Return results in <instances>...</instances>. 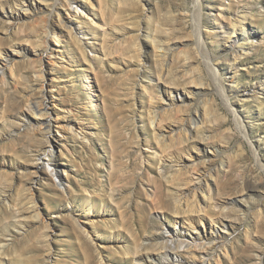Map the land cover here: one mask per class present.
<instances>
[{
  "label": "rangeland",
  "instance_id": "rangeland-1",
  "mask_svg": "<svg viewBox=\"0 0 264 264\" xmlns=\"http://www.w3.org/2000/svg\"><path fill=\"white\" fill-rule=\"evenodd\" d=\"M78 1L89 14L84 6L72 16L67 0H34L27 12L21 0H0V15H27L0 19V50L15 58L0 62V264H140L133 257L143 252L154 256L146 264H208L204 250L171 242V229L182 231L184 245L195 236L199 216L224 235L217 250L222 241L228 247L211 264H264V0ZM76 2L68 1L74 10ZM52 8L81 30L83 62L67 36L52 41ZM234 18L241 20L232 34ZM42 50L43 78L34 54ZM83 68L95 82L92 108ZM154 83L160 92L150 102ZM169 90L184 99L168 104L161 98ZM42 93L49 114L39 117L28 98ZM189 116L196 125L186 142ZM48 119L50 128L34 123ZM64 120L78 134L57 126ZM54 135L62 142L51 153ZM209 174L212 199L196 210L179 204V193ZM34 203L48 226L30 211ZM160 232L164 238L149 243ZM164 252L179 260L159 258Z\"/></svg>",
  "mask_w": 264,
  "mask_h": 264
},
{
  "label": "bare ground",
  "instance_id": "bare-ground-1",
  "mask_svg": "<svg viewBox=\"0 0 264 264\" xmlns=\"http://www.w3.org/2000/svg\"><path fill=\"white\" fill-rule=\"evenodd\" d=\"M19 1L20 0H18V2ZM21 1H23V3H25V6H22V9L25 10V12H27L26 10H32V9L36 8V6H35L36 4L34 3V0H21ZM68 1H70V0H67V4H68L67 10H69V12L71 13L72 16L73 15L76 16L78 14L79 11L77 10V8H83L85 6L84 9L87 11V14H89L88 11H91L92 10L91 9L92 7L89 8L86 5L85 2H82V1L80 2L78 0H75V2L76 1L77 2H76V5H75L76 8L74 10L73 8L70 7V5H69L70 2L68 3ZM85 1H87V0H85ZM197 4H198V6L200 8V6H201L200 1L197 2ZM199 8H198V10H199V14L198 15L201 14V12H200L201 11V8L200 9ZM47 10L49 11V13H52L53 19H54V21L56 23V24H50L48 26V28H49V35H51L52 41L54 40L55 43H56L58 41V38H60V37H62L64 35L67 36L70 40L74 41L75 44L78 47L81 48L79 50L83 54V57H82L83 60H82V62L84 60H86V59H84L86 57L85 51H84V49L82 48V45H81V43H82L81 41L82 40L80 38H78V32H81V30L77 31L76 28H75L76 26H74V24H72V21L69 20V19L64 18L63 15H62V13L59 10H54L53 8L52 9H47ZM28 16H30V15H28ZM25 17H27L26 14H20V13L13 14L12 12H8V11H5V10H2L1 15H0V19L6 18V19H8L10 21H13V22L16 21V20L24 19ZM199 17H201V16H199ZM242 18H245V17H242ZM240 20H239V18L238 19L237 18L236 19L234 18V20H231L230 21L231 29L233 31L232 34H234V31L236 30L235 27H238V25L240 23ZM199 26H201V25L199 24ZM13 28H15V27H13V25H9L8 28H7V30L8 29L9 30H13ZM200 28L202 29V27H198V31H197L198 32V35H199L198 36L199 40H201L200 39V35H202L201 34L202 32H201V29ZM16 34L19 35V33H16ZM245 35L246 34H244V36L242 37L243 40H247L248 39V37L245 36ZM201 38H202V36H201ZM202 40H203V38H202ZM202 40H201V42H202ZM237 40H239V38L233 39L232 42L233 43L238 42ZM202 44H204V43L202 42ZM45 45H47L46 48L47 47H48V49L50 48V53L48 54L49 56H47V57L50 60L49 62L52 63V66H53L55 61L51 58V56H52V53H53L52 50H54L56 48L51 43H50V45L49 44H45ZM14 48H15L16 52H18L19 50H23L25 52V46H23L22 44H20L17 41L14 42ZM46 48L44 50H46ZM0 53H3L4 54V56L2 58L0 57V62L3 63L2 65H4V66H8L9 63L15 59L14 57L10 56V54L7 53V52H4V51H1L0 50ZM44 53H45V51L43 52V50L42 51H36V52H34V54L36 55L35 58L38 59V67H35V72L37 73V76L38 77H41V78L45 77L44 76V72H43V67H42L43 66L42 65V60H43V54ZM240 54L241 53H238V52L234 53V55H233L234 57L233 58H237ZM4 66H2V69L0 71V74L2 75V78L4 76ZM11 66H13V65H11ZM82 71L84 72V79H83V84L82 85H84L86 91L88 92V96H87L88 98H87V101H86V105H88V108H92L94 105L97 104V99L94 98V95H95V93H94V84H95V82L88 75L87 71H90L88 68H86V70L83 68ZM160 77L161 76L159 75L158 78H160ZM43 85L44 84L41 85L42 89H43ZM153 86H154L153 89H151L149 91V100H150V102L155 99L154 92H160L159 89H158V86L159 85L157 83H154ZM227 91H226V88L220 83V95L222 96L223 101H224L226 107L228 109H230V111H233V108H232L231 102H230V98H229L231 96H229L227 94ZM165 92L168 95V98L167 99L161 98V99L166 100V102H168V104H170V105H173V104L177 103L179 100L182 101L184 99V96L182 95V93H180L178 91H176L175 96H170V94H172V91L171 90H169L168 92L167 91H165ZM28 101L30 102V106L33 107V109L35 110V113L38 114L39 117L40 116H44L46 114H49V112L46 109V106L47 105H46V102H45V93H42V97L40 99L36 100V101L32 100L31 98H28ZM154 103H156V102H154ZM160 107H161V105H155V106H153V108H156V109H158ZM150 109L147 110L149 115L151 113V110ZM155 115H150L151 123L153 124L152 135H153V137L155 138L156 141H158V140L161 141V139L163 138V135L160 132V130L162 128V125H160L159 123H157V119H156ZM22 116H24V113L22 114ZM42 119H44V118H42ZM45 119H47V118H45ZM185 121H186V123L182 125V131L184 132L185 140L187 142V140L190 141V139L193 137L192 136V132H193V129L195 128L196 120L193 119V117L191 118L189 116L188 118L185 119ZM34 123L38 124V126H42V125L45 126L46 125L49 128H50V125H51L50 124V119H48L46 121L36 120V121H34ZM193 124H194V126H193ZM57 126L60 127V128L66 129V130H68V131H70V132H72L74 134H78L77 131H76V127H77L76 126V123L71 122L70 120H66V122L64 120V123H59ZM39 129H40V127H39ZM63 129H61V130H63ZM196 131H194V132H196ZM243 134H244V136H246V133L245 132ZM52 141H53V143H52ZM61 142H62L61 137L54 135L53 136V139L51 140V144L52 145H50V147H49L50 152L53 153V151L55 150L54 148H56V147L60 149L61 148V145H60ZM192 145H194V143H192ZM60 153H61V150H60ZM51 156H52V154H51ZM255 156L257 157L258 155L255 153ZM47 164L48 163H45L44 165L47 166ZM172 167H174V166H172ZM38 170H39L38 169V165H35L34 166V169H33V172L34 173H37ZM63 170L65 171L66 169H63ZM176 172H179V170H176ZM51 174L56 179L55 184H58L59 185L60 184V181H61V179H60L61 177H60V173L58 172V170L52 169L51 170ZM209 178H211V174H209L208 176H206L203 180H202V177L200 176V177L197 178L199 181L197 182V184L194 185L195 187H193L192 189H188L186 191L185 190L184 191H181L179 193V196H178V201L180 202L179 204H181L182 203L181 201H183V204H184L185 207L186 206L187 207H190V210H196L195 209L196 207L199 209V204L208 203L209 200L212 199L211 193H210V182H209ZM61 188H62V190H64V187L63 186H61ZM2 191L5 192L4 190H2ZM198 192H200L201 196H200V194L198 196ZM26 196H28L27 197L28 201L29 200H34L33 193L31 191L29 193H27ZM183 198H184V200H183ZM25 210H28V208H26ZM30 211L33 212L34 214H36L37 217L39 216V221H41L43 224H45V226H48V223H46V219H44L43 216H41V214L38 211V208L36 207L35 203L32 205ZM23 214H24V212H21L20 213V215H23ZM201 217L200 216L198 217V220L201 221V225H199L197 227L196 226L192 227V228H195L196 229L197 234L195 236L193 235L191 237V239L186 242L185 245L182 243L183 241L184 242L186 241L184 239V237H183L182 231H180V229H176V228L173 229V230L172 229L170 230V232L172 234L171 235L172 236L171 242H173V240H174V242H176L177 245L186 246L188 250H189V248H193V247L194 248H198V249H202V250H204L206 252V255L205 256H206V261L208 262V264H211L212 263V259H211L212 256L215 259V261L218 263L219 262V259L221 261L222 256H224V255H226L228 253V247H227L226 244H224L223 241L221 243V244H223V247L222 248L220 247L221 248L220 252L217 250V247H216L219 244L218 241L219 240H222L224 238V235L220 234L219 231H218V229L212 223H208L206 221L202 222V218ZM220 224H221L222 228H227L228 227V225H226V223L222 222L221 220H220ZM162 238H164V233L163 232H160V233H157V234L151 236L150 238H148V240H149V243H150V241H158V240H161ZM209 251H212L211 252L212 254L209 253ZM161 256L162 257H160V254H159V258H163V259L166 258V261L179 260V258H178L177 255H175V254H171L170 255V253H168V252L162 253ZM133 259L135 261L139 262L140 264H146V263H149L148 260L149 261L150 260H153L154 259V256L151 255L149 252L148 253L143 252V253H138L135 257H133Z\"/></svg>",
  "mask_w": 264,
  "mask_h": 264
}]
</instances>
